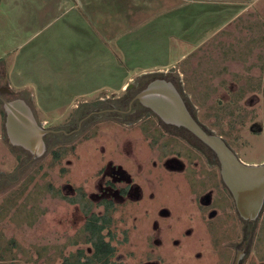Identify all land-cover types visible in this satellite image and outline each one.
<instances>
[{"label":"rangeland","instance_id":"obj_1","mask_svg":"<svg viewBox=\"0 0 264 264\" xmlns=\"http://www.w3.org/2000/svg\"><path fill=\"white\" fill-rule=\"evenodd\" d=\"M88 2L76 12V0H0V88L11 91L0 97L23 98L44 128L70 132L63 125L77 127V107L163 78L244 163H264V0ZM1 110L0 101V264L91 255L81 242L88 216L58 196L80 192L98 215L104 201L116 206L112 264L224 258L209 228L216 216L231 226L236 208L218 182L214 152L188 130L145 110L142 122L108 116L69 139L57 136L33 159L10 143ZM238 226L240 244L247 230ZM262 237L257 230L251 242L264 255ZM243 264L264 262L252 255Z\"/></svg>","mask_w":264,"mask_h":264},{"label":"water","instance_id":"obj_2","mask_svg":"<svg viewBox=\"0 0 264 264\" xmlns=\"http://www.w3.org/2000/svg\"><path fill=\"white\" fill-rule=\"evenodd\" d=\"M0 93L10 94L11 91L0 88ZM136 99L163 123L188 130L211 149L220 163L222 180L232 194L240 215L245 220L258 218L264 207V163L249 165L242 162L221 136L205 130L193 117L173 82L155 79L138 93ZM1 100L10 143L29 152L33 159L44 155V138L49 130L38 123L30 104L23 98Z\"/></svg>","mask_w":264,"mask_h":264},{"label":"flooded vegetation","instance_id":"obj_3","mask_svg":"<svg viewBox=\"0 0 264 264\" xmlns=\"http://www.w3.org/2000/svg\"><path fill=\"white\" fill-rule=\"evenodd\" d=\"M146 86L144 88H139V89L134 88V87L128 88L127 89L128 93L125 94L122 99L118 98L117 100H113V101H111L110 99L109 100L100 99L97 103H93V104L84 103L82 106L77 107V109L75 110V116L73 119V120L78 121L77 127H73V122L69 120L63 126H66V128H70L69 129L70 132H67L65 129H47L49 130V133L44 138L45 143H46V149H47L48 144L51 143V141L56 142L58 140V138H56L57 136H64L65 138L69 139L72 136L78 135L80 131H82V129L86 126L85 122L89 120L91 121L92 119H99L97 120L98 122L97 121L96 122L100 123L104 121L103 119L105 117L109 116V117H114L118 121H124V122L130 121L131 123H133L137 119L136 121L142 122L144 118L140 116L142 112L141 110H145V112H149L152 115H155L156 117H158L150 109L144 107L140 103L139 100L136 99V96L138 95V93H140L143 89H145ZM1 98L2 97H0V101L2 102ZM186 105L188 104L186 103ZM163 124L165 126L172 127L171 125H167L165 123ZM49 137H50V140L49 142H47ZM217 164L220 168L219 161L217 162ZM218 182L222 183L225 189L230 193L229 189L227 188V186L224 184L222 180L221 170H220V178L218 179ZM123 193L124 195H126L127 189H124ZM232 199H233L234 206L236 208V203H235L233 196H232ZM103 207H104L103 211H105V205ZM232 216H234L235 219H230V221L232 222L231 226L228 225V227H226L225 223H223V221L219 219L220 216H216L215 223L212 224L209 228L210 237L212 236V239H213L212 243L214 245L213 248L215 249L214 250L215 253L216 254L222 253L224 256V258L217 261V263L218 264H243L245 260L249 259L252 255H255L256 260H258L259 262H262V261L264 262V255H262L260 252L261 249L257 246L256 242L254 243L251 242L254 232H256L257 230L258 231L262 230L264 233V207L260 215L258 216V218L255 220H245L240 215L237 208H236V211H232ZM235 222H236V225H233V223ZM240 222H241L242 227L247 230V235L242 239L240 244H238V243H234V240L237 238L236 236H238V233L240 230V227L238 226V224ZM259 241L262 242V244H264V237H262L261 240ZM230 242H232V244L228 245V243ZM254 248L256 249L254 250ZM233 250H234V253H233Z\"/></svg>","mask_w":264,"mask_h":264},{"label":"trees","instance_id":"obj_4","mask_svg":"<svg viewBox=\"0 0 264 264\" xmlns=\"http://www.w3.org/2000/svg\"><path fill=\"white\" fill-rule=\"evenodd\" d=\"M184 99L187 103L186 98ZM1 112L5 115L3 110H1ZM183 130L187 131L184 128ZM59 156V153L54 155L55 158H58ZM80 193L81 194L78 193L73 198L64 197L61 193H58V196L66 198L73 204L80 205L83 212L88 216L89 219L84 226L85 234L82 236L81 242L91 244L93 253L88 256L83 250H80L75 255H68L67 257H64L62 264H112V259L116 253V247L112 244L114 234L111 233L110 228L115 223V204L112 201L103 202L102 204L105 205V211L98 215L97 213L91 211L92 208H88L89 201L85 199L82 192ZM105 231H107L106 235L104 234ZM107 236L110 238L109 240H107ZM74 257H77V260H75L76 258L73 259Z\"/></svg>","mask_w":264,"mask_h":264},{"label":"crops","instance_id":"obj_5","mask_svg":"<svg viewBox=\"0 0 264 264\" xmlns=\"http://www.w3.org/2000/svg\"><path fill=\"white\" fill-rule=\"evenodd\" d=\"M88 6H89L88 0H76V5H74V8L76 9V12H78V9H81L82 7L87 8Z\"/></svg>","mask_w":264,"mask_h":264}]
</instances>
